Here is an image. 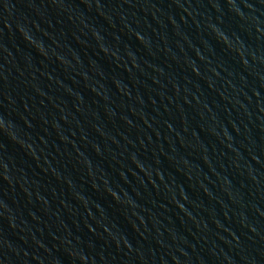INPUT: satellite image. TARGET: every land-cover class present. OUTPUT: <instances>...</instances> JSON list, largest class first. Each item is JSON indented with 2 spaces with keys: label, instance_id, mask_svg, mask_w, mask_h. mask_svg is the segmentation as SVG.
<instances>
[{
  "label": "water",
  "instance_id": "1",
  "mask_svg": "<svg viewBox=\"0 0 264 264\" xmlns=\"http://www.w3.org/2000/svg\"><path fill=\"white\" fill-rule=\"evenodd\" d=\"M0 264H264V0H0Z\"/></svg>",
  "mask_w": 264,
  "mask_h": 264
}]
</instances>
